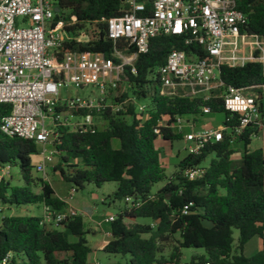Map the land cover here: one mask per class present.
Here are the masks:
<instances>
[{
	"label": "trees",
	"instance_id": "trees-1",
	"mask_svg": "<svg viewBox=\"0 0 264 264\" xmlns=\"http://www.w3.org/2000/svg\"><path fill=\"white\" fill-rule=\"evenodd\" d=\"M60 9L55 20L63 18L62 11L75 17L71 32L84 30L89 34L86 43H64L62 50L102 53L113 62L114 50L123 51L125 43L115 44L106 37L105 21L120 14L122 0H54ZM140 1V0H139ZM147 11L150 4L146 2ZM236 8L247 15V30L264 36V0H236ZM171 50H182L202 57L195 45H184V36L158 35L150 38L146 52L139 53L133 63L134 72L124 68L127 93L115 98L121 103L127 97L145 104L141 116L134 113V105L117 112L107 107L99 118L103 127L94 132H69L59 129L54 147L56 163L52 172L76 190L92 184L96 188L113 182L115 190L108 199L114 203L124 198L138 199V206L123 207L108 222L109 239L102 251L119 256L108 264H180L183 249H200L202 253L190 257V264H264V150H249L252 138L261 128L250 124L240 134L238 115L226 111L222 100L187 97H167L160 93L156 70ZM129 48L124 52H131ZM219 78L224 85L237 88L264 84L259 63L241 67L219 66ZM264 95H260L259 109L264 115ZM207 108L209 113H222L223 139L208 143L196 155L184 153L167 175L160 160L157 139L171 146L182 139L164 125L174 117L194 122ZM9 104H0V120L10 113ZM83 114L82 112L76 113ZM155 129L159 133L154 132ZM241 147L237 162L234 145ZM38 145L16 136L7 137L0 131V167L17 169L21 185L10 180L0 181V206L20 208L39 205L57 213L68 210L66 202L57 197L50 183L34 178L33 156ZM207 166L203 162L208 158ZM203 166L204 173L187 180L183 171ZM162 186L153 191V186ZM186 206V214L182 213ZM147 219L149 223H138ZM212 224L210 228L202 221ZM41 216L11 215L0 219V262L6 264H87L91 248L86 239L82 216L74 214L58 228L40 224ZM233 231L237 237H233ZM253 237L262 248L246 256L245 244ZM168 247V255L162 254Z\"/></svg>",
	"mask_w": 264,
	"mask_h": 264
},
{
	"label": "built area",
	"instance_id": "built-area-1",
	"mask_svg": "<svg viewBox=\"0 0 264 264\" xmlns=\"http://www.w3.org/2000/svg\"><path fill=\"white\" fill-rule=\"evenodd\" d=\"M122 2L120 14L105 21L106 37L114 44L120 40L125 43L123 51L114 50L111 57L118 60L115 63L102 53L62 50L64 43L88 42L89 34L68 29L75 24V17L66 10L62 11L63 18L55 20L60 9L54 0H0V104L11 106L10 113L0 120V131L7 137L16 136L38 145L40 160L33 163V169L40 174H44L56 153L59 129L94 132L98 127L95 119L107 108L106 83L112 88L120 81L126 83L124 68L128 66L133 73L137 54L146 52L149 39L158 35L184 36L185 46L195 45L204 53L199 57L194 52L187 55L182 50H171L156 70L162 95L220 98L226 111L238 115L235 135L250 124L264 128L259 109L264 84L237 88L224 85L219 78V66L241 67L247 63H259L264 78V36L247 30V15L236 8V0ZM129 48L133 51L124 52ZM88 86L95 87L98 96L70 94V89ZM130 103L135 114H144L145 104L133 97L109 108L117 112ZM203 111L209 113L207 108ZM80 112L83 114L76 115ZM69 116H79L80 121L71 123ZM183 121L174 117L169 125H160L180 133ZM154 132L158 134L159 130ZM222 139V126L187 132L182 135V150L196 155L204 145ZM10 169L7 165L0 167V181L9 176ZM203 173V166H192L183 171V176L191 181ZM123 203L125 207L138 206L139 200L126 197ZM186 209L184 206L182 213L186 214ZM74 214L72 210L57 213L42 207L40 224L58 228ZM112 220L113 216H109L105 222ZM0 264H6V258Z\"/></svg>",
	"mask_w": 264,
	"mask_h": 264
},
{
	"label": "rangeland",
	"instance_id": "rangeland-1",
	"mask_svg": "<svg viewBox=\"0 0 264 264\" xmlns=\"http://www.w3.org/2000/svg\"><path fill=\"white\" fill-rule=\"evenodd\" d=\"M106 94L104 103L107 107H111L115 105V98H119L122 93H127L128 86L127 83L120 81L117 83L116 87L112 88L109 83H106ZM70 94H78L80 96H98V90L95 87L88 86L82 90H73L70 89ZM264 104V98H263ZM70 115L67 113L66 115ZM224 116L222 113H204L201 117L196 118L194 122L189 120L188 123L183 121V126L181 128L180 134H185L187 132H195L203 129H215L221 125ZM69 122L80 121L79 116H69ZM98 127H103V122L101 119H95ZM71 132L70 128L67 129ZM264 131V128L263 130ZM261 137L252 138V143L250 145V149L259 148ZM157 147L160 149V160L163 162L165 166V173L170 175L174 171V165L184 156V151L182 150L184 143L182 140L173 141L171 143V149L168 144H164L163 146L160 138L156 141ZM234 147L239 150L241 149L240 145L235 144ZM210 157H208L204 162L203 166H207ZM33 163H36L40 160V157L35 155L32 158ZM237 162V159H233ZM56 163V157L53 156L52 162L46 165L44 174H40L33 169L32 175L34 178L42 179L47 181L52 186L54 193L57 197L66 200L74 209L77 214L82 215L85 220V229L92 232L90 235H86V239L88 240L89 246L94 247V255H90L88 259V264H108L110 262H115L119 260V256L110 255L102 251V246L105 245L106 241L109 239V235L102 234L98 231H95L94 226L97 228V224L100 227L107 228V222L104 223V218H107L109 215H116L118 211L123 207L122 202H114L112 203L108 196L112 194V192L116 188V184L113 182L104 183L101 187L96 188L92 184H87L83 189L76 190L72 188L68 183L63 182L57 174L52 172V168ZM5 180H10L12 185H21L22 182L17 176V169L11 168L9 176L4 178ZM162 183H158L153 186V191L160 188ZM73 190V192L71 191ZM72 194V195H71ZM71 195V197H69ZM42 213V207L39 205H30V206H21L20 208H9V207H1L0 206V219L3 216H11V215H28V216H39ZM138 223L147 224L149 220L147 219H137ZM99 230V229H98ZM108 231V230H107ZM233 237H237V232L233 231ZM259 248H262L261 243L256 237L251 238L244 246V254L246 256H251ZM168 247H164L162 254L164 256L168 255ZM202 250L200 249H183L182 250V259L180 264H190L189 259L194 254H200Z\"/></svg>",
	"mask_w": 264,
	"mask_h": 264
},
{
	"label": "crops",
	"instance_id": "crops-1",
	"mask_svg": "<svg viewBox=\"0 0 264 264\" xmlns=\"http://www.w3.org/2000/svg\"><path fill=\"white\" fill-rule=\"evenodd\" d=\"M263 119H264V115H263ZM220 126H222V124L221 125H219V127ZM263 129H261L260 131H259V133H258V135L256 136V137H261L260 139H261V141H260V146H259V148H253L252 150H254V149H262V150H264V131H262ZM251 143H252V140H251V142H250V145H251ZM162 144H163V146H165L164 144L165 143H163L162 142ZM250 145H249V147H250ZM248 147V149L249 150H251L250 148ZM170 149H171V146H170ZM234 149L237 151V153L232 157V159H234V158H236L237 160L239 159V156H240V151H241V149L239 148V150L238 149H236V147H234ZM65 202H66V204H67V206H68V210H72V211H75L74 209H72L71 208V206H69V204H68V202L66 201V200H64ZM75 214H77L76 212H75ZM39 215H41V214H39ZM82 216V215H81ZM109 216H112V215H109ZM108 216V217H109ZM82 219H83V217H82ZM105 219L106 218H104V220H103V222L104 223H106L105 222ZM83 223H84V225H85V220L83 219ZM107 225V228H108V224H106ZM95 231H98V232H100V233H104V234H108L109 233V231H107L108 229H106V228H102V227H100L99 226V224H97V228L94 226V228H93ZM99 229V230H98ZM90 234H92V232H90V231H88V234L87 235H90ZM258 239V238H257ZM259 240V239H258ZM88 241V240H87ZM259 242H260V240H259ZM102 247H104V246H102ZM91 248V253L88 255V259H89V256L90 255H94V253H95V249H94V247H90ZM261 248H259L257 251H259ZM87 264H88V260H87Z\"/></svg>",
	"mask_w": 264,
	"mask_h": 264
},
{
	"label": "water",
	"instance_id": "water-1",
	"mask_svg": "<svg viewBox=\"0 0 264 264\" xmlns=\"http://www.w3.org/2000/svg\"><path fill=\"white\" fill-rule=\"evenodd\" d=\"M55 11H58V8L55 9ZM202 225L206 228H210L212 226V224L206 220L202 221Z\"/></svg>",
	"mask_w": 264,
	"mask_h": 264
}]
</instances>
